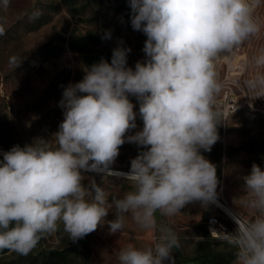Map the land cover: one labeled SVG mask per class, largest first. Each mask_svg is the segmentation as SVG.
<instances>
[{"label":"clouds","instance_id":"9594fccd","mask_svg":"<svg viewBox=\"0 0 264 264\" xmlns=\"http://www.w3.org/2000/svg\"><path fill=\"white\" fill-rule=\"evenodd\" d=\"M8 3L3 0L5 7ZM261 3L128 0L132 28L147 37L145 61L128 67L131 49L117 47L111 63L101 59L85 67L82 80L63 91V120L52 138L2 153L0 251L26 256L60 224L75 242L105 223L110 234L120 233L130 213L142 229H150L157 211L171 217L189 203L215 202L217 169L201 150L211 152L219 139L216 99L223 85L216 66L260 31L255 11ZM3 31L0 27V35ZM12 63L18 67L21 60ZM246 63L264 67V50ZM244 84L257 93L255 98L264 97V72ZM130 96L139 103L138 113ZM137 115L142 129L126 135L137 128ZM126 142L142 149L128 172L116 173L133 190L109 200L94 180L83 183V173L113 174L110 166ZM242 179L248 197L242 203L255 218L234 214L237 227L222 238L236 249V264H264V169L253 163ZM110 211L116 219H105ZM160 231L154 246L121 249L119 264H176L173 249L180 247L179 238L170 228Z\"/></svg>","mask_w":264,"mask_h":264},{"label":"rangeland","instance_id":"374dc122","mask_svg":"<svg viewBox=\"0 0 264 264\" xmlns=\"http://www.w3.org/2000/svg\"><path fill=\"white\" fill-rule=\"evenodd\" d=\"M39 12L37 17L33 13ZM255 15L260 31L250 41L217 62L223 85L217 96L218 111L233 98L239 112L225 119L220 116L218 141L211 152L202 154L217 169L216 199L245 219L253 220L256 213L245 207L247 199L242 177L250 174L253 163L264 169V97H256L244 81L264 72V67L250 66L246 61L264 50V0ZM0 150L31 144L36 138L49 140L63 120L59 107L64 89L69 83L82 80L84 68L101 59L111 63L117 47L130 48L127 66L135 68L144 62L142 51L146 35L131 26L128 0H9L7 7L0 0ZM110 33V38H106ZM13 58L21 60L18 67ZM138 113L139 103L129 97ZM135 134L143 127L137 115ZM139 148L126 142L110 166L113 174L84 172L88 184L94 180L109 195L123 198L133 190L131 182L117 178L116 173L130 170V161ZM3 156L0 155V160ZM174 216L155 213V228L142 229L132 214L124 217L120 233L110 234L105 223L77 241L69 239L60 224L57 232L42 238L28 254L20 255L5 249L0 251V264H119L118 252L133 246L144 249L154 246L161 228H170L178 236L180 247L173 249L176 264H203V258L220 257L236 264V249L227 242L213 240L205 226L208 216L224 217L222 211L209 202L185 205ZM106 220L116 219L110 211ZM167 264V262H166Z\"/></svg>","mask_w":264,"mask_h":264},{"label":"built area","instance_id":"2783aa9c","mask_svg":"<svg viewBox=\"0 0 264 264\" xmlns=\"http://www.w3.org/2000/svg\"><path fill=\"white\" fill-rule=\"evenodd\" d=\"M238 107L239 106H237V102L233 98H229L227 99L224 107L221 109V114L223 115L225 119H227L228 117L235 115L239 112ZM0 155H2L1 152H0ZM221 211L224 214V217L215 216V215L208 216L205 220V226H206V230L209 236L213 240L220 241V242H226L222 238L223 235L225 234L224 232H227V233L234 232L237 225L234 222L233 215L228 214L227 212L223 210ZM245 220H249V219H245Z\"/></svg>","mask_w":264,"mask_h":264},{"label":"trees","instance_id":"16d2710c","mask_svg":"<svg viewBox=\"0 0 264 264\" xmlns=\"http://www.w3.org/2000/svg\"><path fill=\"white\" fill-rule=\"evenodd\" d=\"M203 264H230L228 260H225L220 257H215V258H203L202 259Z\"/></svg>","mask_w":264,"mask_h":264},{"label":"bare ground","instance_id":"6f19581e","mask_svg":"<svg viewBox=\"0 0 264 264\" xmlns=\"http://www.w3.org/2000/svg\"><path fill=\"white\" fill-rule=\"evenodd\" d=\"M0 152L3 153V152H7V151L0 150ZM211 203L214 204L215 206H217L219 209L227 212L228 214H231V215L236 214L234 211H232L228 206H226L225 204H223L218 199H216L215 202H211Z\"/></svg>","mask_w":264,"mask_h":264}]
</instances>
